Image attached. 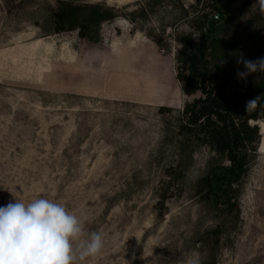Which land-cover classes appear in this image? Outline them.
I'll return each mask as SVG.
<instances>
[{
    "label": "rangeland",
    "instance_id": "374dc122",
    "mask_svg": "<svg viewBox=\"0 0 264 264\" xmlns=\"http://www.w3.org/2000/svg\"><path fill=\"white\" fill-rule=\"evenodd\" d=\"M59 1L0 0V205L12 191L80 214L105 240L84 264H188L193 253L199 264H264V155L216 203L199 181L228 160L178 132L195 97L176 76L180 39L200 41L213 4L70 0L116 8L93 43L78 30L54 32ZM232 11L222 34L264 27L255 0H234ZM169 167L184 177L160 214Z\"/></svg>",
    "mask_w": 264,
    "mask_h": 264
},
{
    "label": "trees",
    "instance_id": "16d2710c",
    "mask_svg": "<svg viewBox=\"0 0 264 264\" xmlns=\"http://www.w3.org/2000/svg\"><path fill=\"white\" fill-rule=\"evenodd\" d=\"M195 2L202 8L211 2L215 12L212 18L218 12L225 17L209 27L211 14L205 13L198 29L200 41L196 42L193 34H184L180 39L182 49L177 56L176 76L182 91L195 97L183 107L178 132L191 136L228 160V165L214 167L199 181L201 196L218 203L223 197H232L233 185L240 183L249 162L258 156L261 140L258 124L264 120V104L252 113L245 112V104L264 93V74L249 75L246 81L239 79L237 69L243 71L244 66L237 60L240 54L248 60L264 57V27L251 30L242 24L231 34L224 35L221 28L233 15L234 0ZM116 16V8L105 2L80 4L70 0H60L52 13L55 33L78 30L81 38L93 43L101 40V24ZM162 110L170 109L162 107ZM166 176L158 200L160 214H164L167 200L174 196L172 185L179 187L177 183L184 173L179 168L169 167ZM220 231V227L213 230L215 239Z\"/></svg>",
    "mask_w": 264,
    "mask_h": 264
},
{
    "label": "clouds",
    "instance_id": "9594fccd",
    "mask_svg": "<svg viewBox=\"0 0 264 264\" xmlns=\"http://www.w3.org/2000/svg\"><path fill=\"white\" fill-rule=\"evenodd\" d=\"M264 15V0H255ZM224 60L221 65L224 64ZM237 77L247 80L252 74H264V57L245 59L240 54ZM264 104V93L245 104L252 113ZM0 205V264H84L98 257L105 245L102 231H88L81 215L62 202L47 197L25 200L14 194ZM193 253L188 264H199Z\"/></svg>",
    "mask_w": 264,
    "mask_h": 264
},
{
    "label": "water",
    "instance_id": "95a60500",
    "mask_svg": "<svg viewBox=\"0 0 264 264\" xmlns=\"http://www.w3.org/2000/svg\"><path fill=\"white\" fill-rule=\"evenodd\" d=\"M224 17H225L224 13L222 12L216 13L215 17L210 20L209 27H213L215 23L223 21Z\"/></svg>",
    "mask_w": 264,
    "mask_h": 264
},
{
    "label": "crops",
    "instance_id": "0c3cea01",
    "mask_svg": "<svg viewBox=\"0 0 264 264\" xmlns=\"http://www.w3.org/2000/svg\"><path fill=\"white\" fill-rule=\"evenodd\" d=\"M255 123H257V122H255ZM259 125V127H260V133H261V140H260V142H259V144H258V149L260 148V146H261V144H262V142L264 141V131H263V128L261 127V125L260 124H258ZM258 153L260 154V155H264V151H258Z\"/></svg>",
    "mask_w": 264,
    "mask_h": 264
},
{
    "label": "bare ground",
    "instance_id": "6f19581e",
    "mask_svg": "<svg viewBox=\"0 0 264 264\" xmlns=\"http://www.w3.org/2000/svg\"><path fill=\"white\" fill-rule=\"evenodd\" d=\"M261 124V127L263 128V131H264V122H261L260 123ZM259 151L261 150V151H264V141L262 142V144H261V146H260V148L258 149Z\"/></svg>",
    "mask_w": 264,
    "mask_h": 264
}]
</instances>
